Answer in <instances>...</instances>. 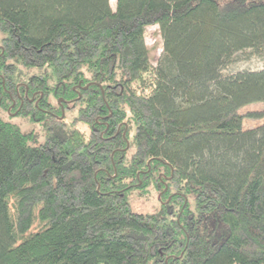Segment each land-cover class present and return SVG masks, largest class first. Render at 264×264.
Returning <instances> with one entry per match:
<instances>
[{"label": "trees", "instance_id": "16d2710c", "mask_svg": "<svg viewBox=\"0 0 264 264\" xmlns=\"http://www.w3.org/2000/svg\"><path fill=\"white\" fill-rule=\"evenodd\" d=\"M239 56L264 57V0H0V112L46 135L0 115V264H264V124L240 113L264 68Z\"/></svg>", "mask_w": 264, "mask_h": 264}, {"label": "rangeland", "instance_id": "374dc122", "mask_svg": "<svg viewBox=\"0 0 264 264\" xmlns=\"http://www.w3.org/2000/svg\"><path fill=\"white\" fill-rule=\"evenodd\" d=\"M112 8H115V0H110ZM145 42L149 48L150 59L154 65L157 64L162 52H163V40L158 26H151L146 29ZM246 56V55H245ZM264 68V57H252L251 59H243V56H239V61L229 68L230 73H235L243 70L257 71ZM21 71H25L26 74L39 73L37 70H28L21 68ZM264 111V102H256L246 105L240 109V113L243 117L244 128H255L264 124V115L260 117L247 116L249 112ZM76 110H68L66 113L67 122L73 120L76 116ZM0 115L3 119L17 125L24 133H34L36 138L34 145H40L44 142L46 135L41 123L33 122L22 116L10 117L7 113L1 111ZM129 200L133 206L134 211L142 214L156 213L160 208L159 195L153 187H147L137 192L129 194ZM16 198H11L10 208L11 214L16 215L15 210ZM44 228V224L36 221L30 232L26 235L29 237L33 233L40 231Z\"/></svg>", "mask_w": 264, "mask_h": 264}]
</instances>
